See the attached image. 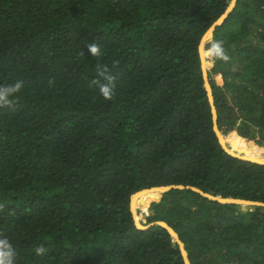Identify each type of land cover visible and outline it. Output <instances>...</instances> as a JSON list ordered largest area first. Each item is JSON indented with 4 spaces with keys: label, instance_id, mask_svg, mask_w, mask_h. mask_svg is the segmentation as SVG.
<instances>
[{
    "label": "trees",
    "instance_id": "trees-1",
    "mask_svg": "<svg viewBox=\"0 0 264 264\" xmlns=\"http://www.w3.org/2000/svg\"><path fill=\"white\" fill-rule=\"evenodd\" d=\"M229 1L0 0V86L23 81L0 107V235L15 264H184L165 229L135 227L130 197L150 187L264 203V166L222 149L203 86L198 46ZM219 41L229 61L207 57L219 130L264 160V0H236ZM98 64L116 78L111 100ZM158 199L137 207L173 228L190 264H264L259 209L190 190Z\"/></svg>",
    "mask_w": 264,
    "mask_h": 264
},
{
    "label": "water",
    "instance_id": "water-1",
    "mask_svg": "<svg viewBox=\"0 0 264 264\" xmlns=\"http://www.w3.org/2000/svg\"><path fill=\"white\" fill-rule=\"evenodd\" d=\"M235 4H236V0L229 1L228 7L225 10V12L216 22L212 24V26L205 32V34L202 36L200 40V43L198 46V52H199V58L201 62L203 86L205 89V93H206L209 106L211 108L212 129L222 149L228 155L234 158L264 166V161L256 160V159H252L248 157H243V155L235 154L231 152L230 149L227 147L229 144L227 143L226 137L219 130V127L217 124V112H216V107L214 105L213 90L209 83V78H208V71L213 67V62L207 58L208 56H210V52L208 53V50L209 49L211 50V45L213 44V33L216 30V28L219 27L225 21V19L229 16V14L233 11ZM209 38H210V41H207V39ZM206 62L208 64H206ZM172 190H190L192 192L199 194L202 198L208 201L215 202L221 205L237 206L239 207V210L243 213L255 212L257 209H259L261 213H264V203L256 202V201H249V200H244V199H235L231 197L222 198L221 196H218V195L213 196L211 194L204 193L200 189L193 187V186L167 185V186L150 187L147 189L139 190L135 192L134 194H132L130 197V212H131L135 227L138 230H142V231L148 230L155 226L162 227L163 229H165L171 237L173 247H177L179 249L184 264H190L189 256L186 251L184 243L181 241L179 235L173 230V228H171L167 223L163 221H155L152 223H147L146 218L148 216H153L154 213L151 211V213L148 214V211H149L148 209L147 212H144V215L146 216V218L142 220V212L139 209H135V201H136V197L138 194L142 192L152 191L157 195V197H159L157 201L159 202L163 194L170 192ZM138 202L139 204H143L144 200L141 199Z\"/></svg>",
    "mask_w": 264,
    "mask_h": 264
},
{
    "label": "clouds",
    "instance_id": "clouds-1",
    "mask_svg": "<svg viewBox=\"0 0 264 264\" xmlns=\"http://www.w3.org/2000/svg\"><path fill=\"white\" fill-rule=\"evenodd\" d=\"M88 51L93 57L100 56V46L95 42L88 44ZM210 55L224 62L229 61L230 57L225 52L223 42H215L211 45ZM98 78L93 84L98 88L99 93L106 100H111L115 95L116 78L110 74L109 69L104 65H97ZM51 83V82H50ZM23 81H17L14 84L0 86V107H11L12 100L10 97L20 92ZM2 207V206H0ZM150 214V213H149ZM43 245L36 247L35 254L42 256L46 253ZM16 250L7 237L0 235V264H15Z\"/></svg>",
    "mask_w": 264,
    "mask_h": 264
},
{
    "label": "bare ground",
    "instance_id": "bare-ground-1",
    "mask_svg": "<svg viewBox=\"0 0 264 264\" xmlns=\"http://www.w3.org/2000/svg\"><path fill=\"white\" fill-rule=\"evenodd\" d=\"M207 41H210V38L207 39ZM205 61H206V60H205ZM204 64H205V63H204ZM206 64H207V62H206ZM226 140H227V143L229 144L227 147L230 149V151L233 152V153H235V154H238V153H236V152H234V151L232 150V147H233V143H232V141H231L230 139H228V138H226ZM238 155H240V154H238ZM243 157H246V156H243ZM248 158H252V157H248ZM252 159H256V160L264 161V160H262V159H257V158H252ZM151 193H154V192H152V191H147V192H142V193L138 194L137 197H136V201H135V209H137V201H138V199H140V198H142L143 196H146V195H148V194H151Z\"/></svg>",
    "mask_w": 264,
    "mask_h": 264
},
{
    "label": "rangeland",
    "instance_id": "rangeland-1",
    "mask_svg": "<svg viewBox=\"0 0 264 264\" xmlns=\"http://www.w3.org/2000/svg\"><path fill=\"white\" fill-rule=\"evenodd\" d=\"M218 86H222V82H217L216 83ZM232 92H234L233 90L230 92V91H225V93H226V96L230 99L231 98V96H232ZM257 141H258V143H259V145H257V148H260V149H263L264 150V140L263 139H261L260 137H258L257 138ZM137 209H141L142 211L144 210V208H141V207H137ZM141 211V212H142ZM144 212V211H143ZM146 218V216L142 213V220L143 219H145Z\"/></svg>",
    "mask_w": 264,
    "mask_h": 264
}]
</instances>
